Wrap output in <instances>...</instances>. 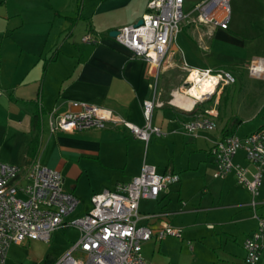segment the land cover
Returning <instances> with one entry per match:
<instances>
[{
  "label": "crops",
  "instance_id": "1",
  "mask_svg": "<svg viewBox=\"0 0 264 264\" xmlns=\"http://www.w3.org/2000/svg\"><path fill=\"white\" fill-rule=\"evenodd\" d=\"M148 1L0 0V160L22 168L39 161L60 171L64 188L66 179L71 180L65 190L80 200L79 207L103 188L114 190L118 184L130 182L140 174L144 162L158 166L161 168L157 167L159 173L174 174L178 181L158 199L141 201V223L152 228L160 227L162 222L182 228L174 225L179 213L198 210L189 208L183 200L179 202L180 207H171L172 186L177 185L179 197L184 178L185 181L194 179L199 171L207 175L212 170L213 179L221 180V188L219 208H211L230 212V216L236 213L241 222L254 221L241 236L244 244L257 228L256 219L251 215L248 217L250 193L237 183L234 173L214 178L216 165L210 154L214 141L236 133L231 128V121L219 122L220 96L199 106L200 109L216 108L215 130L202 132L192 140L185 138L183 131V122L188 116L161 96L179 84L180 73L184 70L180 66L182 62L192 68L218 69L220 65L211 52L216 36L246 55L243 63H233L235 67L242 68L264 58V30L256 29L254 24L250 25L251 32L246 36L230 31V24L228 30H223L184 23L181 33H184L185 49L178 42L173 44L168 57L173 66L160 74L163 76L160 89L159 80L157 82L156 99L167 104L155 108L153 123L164 135L152 136L146 143L122 127L72 133L51 130L50 116L54 110L58 113L75 110L74 102L101 106L136 125H144L143 102L154 97V80L148 75V63L133 56L110 33L137 23L146 12ZM259 2L263 8L258 20L264 25V0ZM87 34L94 35L98 42H83L82 38ZM171 84L173 87H169ZM36 111L40 114V123L34 130L32 119ZM262 126L264 124L259 128ZM143 144H162L167 151L182 149L186 159L182 160V156L180 160L173 157V160L160 161L148 156L145 159ZM234 161L249 165L243 150ZM184 174L188 175L182 177ZM213 183V180L205 181V193L215 186ZM261 188L260 206L263 207L264 180ZM222 200L227 203H221ZM89 208L77 215L84 214ZM159 213L165 215L160 219L144 218ZM223 220L228 218L218 219V222ZM225 225L230 224L226 222ZM207 228L215 229V225L208 223ZM243 244L242 259L245 257ZM259 262L264 263V251Z\"/></svg>",
  "mask_w": 264,
  "mask_h": 264
},
{
  "label": "built area",
  "instance_id": "2",
  "mask_svg": "<svg viewBox=\"0 0 264 264\" xmlns=\"http://www.w3.org/2000/svg\"><path fill=\"white\" fill-rule=\"evenodd\" d=\"M230 3L231 0H201L192 10L185 11L184 0H149L141 18L142 25L135 23L117 30L114 39L133 56L148 63V75L154 80V97L143 102V126L110 109L74 102L75 110L63 113L54 110L50 116L51 130L72 133L122 127L146 143L152 136L164 135L162 129L153 123L155 108L165 105L156 99L157 82L160 74L173 66L168 57L182 31V24L197 22L228 30ZM193 13H197L195 18ZM82 40L85 43L98 42L92 34L85 35ZM182 68L187 77L184 84L172 92V98L177 92L193 97L194 103L190 108L173 104L172 99L168 103L188 116L183 122L184 133L199 137L202 132L215 130L218 115L215 107L200 109L199 106L217 97L236 79L226 70L192 68L185 62ZM249 71L251 75L260 76L264 73V62L261 59L252 61ZM200 82L207 83L209 92L200 98L188 94ZM240 150L244 151L248 166L234 161ZM210 154L216 165L214 178L234 173L237 183L250 193L249 207L253 210L257 228L243 244V264H258L264 251V216L258 213L264 180V126L244 137L236 133L225 135L212 143ZM177 181L176 175L161 174L156 166L144 162L138 176L128 183L118 184L114 190L104 189L93 194L88 211L77 215L80 200L65 190L60 171L39 161L22 168L0 160V264H7L12 244L28 239L49 241L53 232L69 227L78 229L80 237L53 264H152L143 256V244L152 239L161 241L168 236L182 238L183 229L165 222L158 228L142 224L140 203L158 199ZM164 215L150 214L144 218L160 219Z\"/></svg>",
  "mask_w": 264,
  "mask_h": 264
},
{
  "label": "rangeland",
  "instance_id": "3",
  "mask_svg": "<svg viewBox=\"0 0 264 264\" xmlns=\"http://www.w3.org/2000/svg\"><path fill=\"white\" fill-rule=\"evenodd\" d=\"M200 1L184 0L185 11L192 10ZM230 6V31L248 36V33L251 32V24H254L258 30H264V25L259 23L258 20V17L262 15L260 10L263 8L259 0H231ZM196 15L197 13H193L192 17L195 18ZM198 25L200 28H205L202 24ZM183 26L184 24H182V29ZM183 35L184 33H179L177 42L185 49L182 40ZM213 42L211 52L212 57L220 65L218 69L226 70L236 79L235 83L226 86L219 94L221 102L219 122L227 121L228 123L231 121V128L239 136L249 134L264 124V73L260 76L251 75L249 66L252 62L242 68L235 67L233 63H243L246 55L240 53L239 48L233 47L229 43L226 44L217 36L213 39ZM260 59L264 62V58ZM180 66H183V62ZM186 77L187 72L185 70L181 71L179 84L173 88V91H177L183 85L180 84L183 80H186ZM162 83L163 76L161 75L158 89L161 88ZM169 87H173L172 84ZM173 91L163 92L161 99L170 101ZM164 101L162 102L164 103ZM184 135L188 140L194 139L193 136ZM161 146L162 144H143V157L146 159V156H148L151 159L160 161L173 160V157L180 160L181 156L182 160L186 159V155L182 154V149L177 148L173 151L171 149L167 151ZM158 168L161 170L160 167ZM211 171L207 175L204 171H199L198 174L194 175V179L185 181L184 178L181 196L179 197V194L176 193L177 185L172 186L171 200L169 201L171 207H180L179 202L183 200L189 204V208H196L198 211L179 213L176 217L174 225L184 228L183 238L168 236L162 241L152 239L145 242L142 249L145 259L154 264H243L241 254L243 238L241 236L254 225V221L241 222L239 221L241 217L237 216L236 213V215L230 216V212L222 213L225 211H215L214 208H211L214 206L219 208L218 194L221 188V180L213 179ZM187 175L184 174L182 177ZM208 180H213L215 186L209 187L210 190L205 193V181ZM66 183L65 189L68 190L71 180L66 179ZM262 190L261 188V192ZM261 197H259V202H261ZM221 203L227 202L222 200ZM87 207H90V201L78 207L76 214ZM261 207H258V213L264 216V206ZM248 212V217L253 216L252 209H249ZM223 218H228V220L218 222V219ZM226 222L230 225H225ZM208 223H213L215 229H208ZM79 237L78 229L69 227L53 232L49 241L28 239L20 244H12L8 252L7 264H53L69 250ZM258 264L264 263L259 262Z\"/></svg>",
  "mask_w": 264,
  "mask_h": 264
},
{
  "label": "bare ground",
  "instance_id": "4",
  "mask_svg": "<svg viewBox=\"0 0 264 264\" xmlns=\"http://www.w3.org/2000/svg\"><path fill=\"white\" fill-rule=\"evenodd\" d=\"M258 68L261 69V65H258ZM192 80V79H190ZM208 85L206 82H200L199 86H195L192 89L188 91V94H191L192 96H195L197 98H200L201 96L205 95L208 91ZM185 100H189V102H186ZM173 104L176 105H184L186 108L192 107L194 103L193 97H186L184 95H181L180 93L175 92L174 93V98H172Z\"/></svg>",
  "mask_w": 264,
  "mask_h": 264
},
{
  "label": "trees",
  "instance_id": "5",
  "mask_svg": "<svg viewBox=\"0 0 264 264\" xmlns=\"http://www.w3.org/2000/svg\"><path fill=\"white\" fill-rule=\"evenodd\" d=\"M39 123H40V114L38 111H36V113H34L33 119H32V126H33L34 130L38 129Z\"/></svg>",
  "mask_w": 264,
  "mask_h": 264
},
{
  "label": "water",
  "instance_id": "6",
  "mask_svg": "<svg viewBox=\"0 0 264 264\" xmlns=\"http://www.w3.org/2000/svg\"><path fill=\"white\" fill-rule=\"evenodd\" d=\"M143 24V21L140 19V20H138V22L136 23V25L137 26H140V25H142ZM118 35V31L117 30H114V31H112L111 33H110V36L111 37H116ZM186 86H189V84H185Z\"/></svg>",
  "mask_w": 264,
  "mask_h": 264
}]
</instances>
